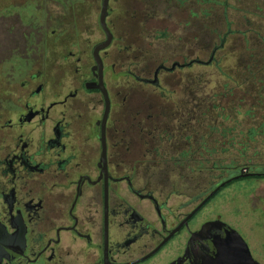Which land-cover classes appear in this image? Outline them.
I'll return each mask as SVG.
<instances>
[{"label":"flooded vegetation","instance_id":"obj_1","mask_svg":"<svg viewBox=\"0 0 264 264\" xmlns=\"http://www.w3.org/2000/svg\"><path fill=\"white\" fill-rule=\"evenodd\" d=\"M170 2L0 0V264H251L230 228L264 264V162L245 155L264 123L235 121L256 105L249 80L264 97L261 57L253 79L231 72L209 92L201 70L169 81L204 64H176L203 60L200 24L195 57L148 56ZM231 24L216 28L217 67Z\"/></svg>","mask_w":264,"mask_h":264},{"label":"rangeland","instance_id":"obj_2","mask_svg":"<svg viewBox=\"0 0 264 264\" xmlns=\"http://www.w3.org/2000/svg\"><path fill=\"white\" fill-rule=\"evenodd\" d=\"M170 12L171 17L167 19H160V29L156 31L153 37H145L147 41H152V45L149 46L150 51L148 56H153L154 64L157 65L160 58H170L173 56H179L182 52H187L189 49L192 51V57L194 55V46H195V30L198 28L199 24L201 26L202 31V56L201 58L204 61H208L211 49L213 48L216 41H219V37L217 38L216 28L222 30V32H226L227 30V22L233 20V24H231V30L234 32L231 34L226 40V43L222 49L219 50L218 58H220V65L217 67L215 64H201V66L197 63L192 67H185L181 70L178 69L174 73L168 74L169 81L178 80L181 76L194 75L196 71L201 70L203 74L204 81L207 80L205 85V90L209 92L213 86L214 81L223 83L226 82L228 74L234 73L235 75L240 76L241 78L249 77L253 79V74L251 73L250 68L248 67L251 60L255 58L253 55L261 57L260 65H257V76H264L263 72H259L258 69H262V65L264 64V0H202L201 5V16L195 17L193 14L189 15L188 6H191L193 10H195V2L191 1V4L186 3L183 0H170ZM199 6L197 7L198 11ZM228 14V15H227ZM228 16V20L226 18ZM158 21V20H157ZM163 25H166L167 34L165 37H162ZM186 25L187 30L184 32L183 27ZM258 31L260 33H258ZM159 36H158V35ZM257 34L263 35L262 39H257L255 36ZM183 36L185 38L184 41L178 37ZM143 38H140L142 40ZM144 40V39H143ZM176 55H173L174 51H176ZM263 55V59H262ZM190 57V58H192ZM260 60V59H259ZM173 59H169L167 62L168 65L171 66ZM261 66V67H260ZM165 74V73H164ZM259 77V78H260ZM250 88L251 95V104H256L255 106H248L250 108V112H246V108L237 107L236 110H240V114L235 113V121H240L241 123L249 121L252 124L264 123V97L256 96L258 93V89L260 87L261 82L249 80L248 83ZM172 87L167 90L168 95L174 97L175 95L171 94ZM179 90V89H178ZM184 90V89H183ZM159 89H156V92H159ZM182 95V94H181ZM264 95V92H263ZM224 104L227 101L223 100ZM227 104V103H226ZM226 107V106H225ZM222 115L219 116V121L227 122V107L226 109L221 111ZM210 116H208L209 118ZM245 119V120H244ZM208 121V120H205ZM210 122V120H209ZM258 145L247 147L245 151L246 156L252 157L254 161H262L264 162V146L261 145V141L256 142ZM240 148L239 146H235L234 150ZM258 150L257 154H254V150ZM218 152L220 153V146L218 147ZM221 154V153H220ZM224 154V153H223ZM254 155V156H253ZM251 182H254L251 180ZM264 185V180H262ZM236 186L239 184H235ZM237 189H234V203L247 205L248 202L251 203L250 200L247 199V195H243L242 193H238ZM259 193V192H258ZM257 195L255 194V197ZM254 199V194H251V200ZM260 202V201H259ZM244 208V207H243ZM257 211L251 210L246 214V219L248 218L249 223L254 224V220L257 218ZM249 228V226H248ZM258 234H261L262 231H255ZM250 236V241L252 243L253 248L257 247L259 243L258 238H253ZM258 248V247H257ZM256 248V249H257Z\"/></svg>","mask_w":264,"mask_h":264},{"label":"water","instance_id":"obj_3","mask_svg":"<svg viewBox=\"0 0 264 264\" xmlns=\"http://www.w3.org/2000/svg\"><path fill=\"white\" fill-rule=\"evenodd\" d=\"M224 42H222L223 44ZM203 62V63H207L209 64L211 62V60H208V61H204V60H201V59H192L191 61H189L188 63L186 64H181L180 62H176V64L180 65V66H184V65H192L194 62ZM173 67H175V65ZM173 69V68H172ZM231 229V232L234 234V235H237V237L240 239L241 243H243V250L245 251V254L247 255V258H250V261H251V264H260L258 261H256L252 254H251V251H250V248L248 246V244L244 241V239L241 237V235L235 230V229ZM227 250H230V251H238V248H228Z\"/></svg>","mask_w":264,"mask_h":264}]
</instances>
